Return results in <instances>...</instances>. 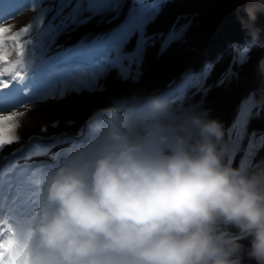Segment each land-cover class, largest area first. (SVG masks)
<instances>
[{"label":"clouds","instance_id":"clouds-1","mask_svg":"<svg viewBox=\"0 0 264 264\" xmlns=\"http://www.w3.org/2000/svg\"><path fill=\"white\" fill-rule=\"evenodd\" d=\"M242 11L264 77V0ZM251 101L264 110V90ZM224 137L211 109L160 97L94 110L43 173L42 210L18 219L15 246L30 264H264V161L234 167Z\"/></svg>","mask_w":264,"mask_h":264},{"label":"bare ground","instance_id":"bare-ground-1","mask_svg":"<svg viewBox=\"0 0 264 264\" xmlns=\"http://www.w3.org/2000/svg\"><path fill=\"white\" fill-rule=\"evenodd\" d=\"M61 2L0 0V25L11 28L8 36L20 32L18 41L5 40L0 115L25 113L20 140L0 151V210L5 218L39 215L45 166L84 135L85 121L94 110L114 101L160 97L177 109H211V116L224 125V140L232 152L242 149L235 143V124L242 99L250 91L258 98L264 90V78L250 81L261 47L253 48L250 63L234 69L238 79L230 65L235 52L245 46L229 45L220 54L217 50L200 76L184 78L181 94L156 92L178 66L198 57L199 0H64L67 9L57 11ZM76 47L88 66H57ZM57 74L59 79H54ZM230 76V82L218 84ZM195 78L197 82L187 87ZM248 131L264 134V110L253 114ZM259 157L264 159V150ZM240 158L234 157V167ZM28 168L32 172H26ZM21 173L26 176L23 184L16 179ZM244 264L253 262L245 259Z\"/></svg>","mask_w":264,"mask_h":264},{"label":"snow or ice","instance_id":"snow-or-ice-1","mask_svg":"<svg viewBox=\"0 0 264 264\" xmlns=\"http://www.w3.org/2000/svg\"><path fill=\"white\" fill-rule=\"evenodd\" d=\"M27 31V29H22ZM11 32V28L0 25V61H4L7 57V53L4 51V45L6 37L13 41H18L20 32H16L15 35L8 36ZM253 48L250 44L237 50L233 56V63L230 65L233 76L238 79L237 73L234 69L236 67H244L251 61V53ZM22 54V53H21ZM230 76L228 80L221 79L218 84L230 82L233 78ZM254 91H250L246 97L241 101L239 114L237 116V123L235 124V143L243 145L242 149L237 147L233 150L229 157V162L233 163L234 157L239 154L240 161L237 165L240 168L251 169L257 167L264 159L259 157L261 150H264V134H257L256 132L249 133L248 123L251 120L253 114L257 112L254 104L251 101V94ZM23 112L12 111L10 116L0 115V130L3 131V139H0V151L6 146H9L20 140V136L10 134L15 128L14 121L18 116H24ZM230 137L232 136V130H229ZM246 140V143L244 141ZM0 179H2V172H0ZM17 182L23 184L26 182V176L21 173L17 176ZM18 219H8L4 217L3 211L0 210V264H30V261L23 255V253L15 246L13 237L16 234L15 224Z\"/></svg>","mask_w":264,"mask_h":264},{"label":"rangeland","instance_id":"rangeland-1","mask_svg":"<svg viewBox=\"0 0 264 264\" xmlns=\"http://www.w3.org/2000/svg\"><path fill=\"white\" fill-rule=\"evenodd\" d=\"M218 3L221 4L219 5L221 6L219 8H218ZM246 3H247V0H199L198 14L200 13L199 16H201V18H200V24L198 27L200 30L199 43L202 45V48L199 50L198 57L194 61V63L197 64L195 66L196 68L200 66H204L205 61L207 60L206 57L208 53H204L206 55L203 56L202 51L205 49H208V46L212 45L215 39H218L221 37V34L219 32L214 34L216 29L218 30V27L222 26L226 20L233 19L238 16L241 17V15H244V12L242 11V9L244 8ZM263 14L262 15L261 13L259 14L260 16L258 17V20L261 23L256 25L258 28L261 29V37H260L261 41L264 40V25H263L264 19H262ZM229 16H232V17L228 18ZM231 27L232 25L223 27L225 29L224 32L226 33V34H223V36H225V38L228 40L236 36L235 27H232V28ZM232 33L233 34L235 33V35L233 36ZM248 39H249L248 36H244L243 38H241L242 42L239 44L237 43V45L247 46ZM214 47H218V46L215 45ZM253 71L254 73H251V76H250L251 83H255L256 80L260 82L261 79L264 77L258 76L254 68H253ZM191 73L197 74L198 71L197 69L191 70L188 67V64L186 65L182 64L178 66L176 70L168 76L169 79H166L160 82L156 91L163 90L165 88H168V89L171 88L173 86V83L179 82L180 78L183 79L185 76ZM255 76H257L258 78H255ZM177 77H179V79ZM128 89L131 90L132 88L128 87ZM138 99H142V98H138Z\"/></svg>","mask_w":264,"mask_h":264},{"label":"trees","instance_id":"trees-1","mask_svg":"<svg viewBox=\"0 0 264 264\" xmlns=\"http://www.w3.org/2000/svg\"><path fill=\"white\" fill-rule=\"evenodd\" d=\"M219 5H221V4L218 3V8L221 7V6H219ZM262 14H263V13H261V15H262ZM234 16H235V15H234ZM242 16H244V15H241V17H242ZM259 16H260V15H258V17H259ZM230 17H232V16H229L228 18H230ZM261 17H262V16H261ZM263 17H264V14H263ZM238 18H239V16H238ZM229 20H232V19H228V20H226V21H229Z\"/></svg>","mask_w":264,"mask_h":264}]
</instances>
